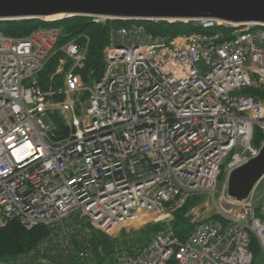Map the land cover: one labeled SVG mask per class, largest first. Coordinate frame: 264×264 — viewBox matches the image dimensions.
Returning <instances> with one entry per match:
<instances>
[{
	"label": "built area",
	"instance_id": "1",
	"mask_svg": "<svg viewBox=\"0 0 264 264\" xmlns=\"http://www.w3.org/2000/svg\"><path fill=\"white\" fill-rule=\"evenodd\" d=\"M139 20L109 29L101 75L88 82L87 39L57 44L58 27L0 32V227L48 230L0 264H55L74 238L113 236L148 216L164 222L142 247L92 264H253L252 237L264 256V200L254 207L255 186L242 200L226 194L229 174L264 143H251L254 127L264 134V23L196 18L183 21L196 30L169 38ZM56 53L54 84L42 88L37 75ZM198 193L214 215L179 239L168 222Z\"/></svg>",
	"mask_w": 264,
	"mask_h": 264
},
{
	"label": "trees",
	"instance_id": "2",
	"mask_svg": "<svg viewBox=\"0 0 264 264\" xmlns=\"http://www.w3.org/2000/svg\"><path fill=\"white\" fill-rule=\"evenodd\" d=\"M130 20L107 19L104 21L95 22L93 17L88 16H73L55 20H44L39 18L25 20H10L0 21V32L11 37H25L34 29L40 27H58L60 28V36L57 44H64L74 40L87 39V53L84 61V67L80 70L83 80L88 82L91 79H97L102 71V50L108 43L109 29L126 25ZM146 28L155 33L167 37H174L180 34H185L196 30L192 22L183 21H149L139 20ZM60 53H56L46 63L45 67L37 75V80L42 88H46L49 76L54 72L55 64ZM54 79L60 80L61 75H53ZM59 82V81H58ZM54 84V80H51ZM246 93L253 94V91L247 90ZM58 134L65 133L61 123L56 121ZM253 130L251 143L259 145L264 138L263 132L256 127ZM195 202L187 199L185 204L173 214L171 227L174 229L175 235L179 239H184L190 232L193 225L190 223L189 210ZM159 228V224L149 225L143 231V236L136 238L122 237L125 233H121L120 237L110 238L100 231L94 233L93 238L87 246H78L79 251L85 250L88 247L91 256L95 259L94 262H111L114 254L118 250H126L129 253H134L142 247L150 238L151 234ZM48 234V230L44 225H37L31 229H25L16 220L9 221L5 226L0 227V260H8L14 258L18 254L28 252L35 248ZM137 243L139 248L133 244ZM258 244L255 238L252 237L250 248L253 252V246ZM254 255V254H253ZM69 260V259H68ZM56 264H63V261H56ZM166 264H176L174 258H170ZM254 264V262H253Z\"/></svg>",
	"mask_w": 264,
	"mask_h": 264
},
{
	"label": "water",
	"instance_id": "3",
	"mask_svg": "<svg viewBox=\"0 0 264 264\" xmlns=\"http://www.w3.org/2000/svg\"><path fill=\"white\" fill-rule=\"evenodd\" d=\"M61 15L131 20L190 21L213 17L231 23H264V0H0V21L44 19ZM264 175V143L259 154L234 169L228 177L226 194L246 198ZM225 210L238 204L221 202Z\"/></svg>",
	"mask_w": 264,
	"mask_h": 264
},
{
	"label": "rangeland",
	"instance_id": "4",
	"mask_svg": "<svg viewBox=\"0 0 264 264\" xmlns=\"http://www.w3.org/2000/svg\"><path fill=\"white\" fill-rule=\"evenodd\" d=\"M48 19V18H47ZM260 29V28H256ZM262 102L264 104V97L262 98ZM43 121L45 124H50L51 122L54 123L55 121L53 119L48 118L45 116L43 118ZM257 128L255 127V130ZM254 147H258V145L252 143ZM233 152H241V148L238 146L234 148ZM230 155V154H229ZM229 158H225L223 160V165L221 167V173L219 174L217 178V182L215 185V191H214V197L218 198L219 195L222 192L225 180H226V163L228 162ZM193 202H195L189 210V219L190 223L194 225L195 222L205 220L207 218H210L214 215V210H213V202L211 198L203 193H198L190 197ZM253 199H254V207H257L261 204V202L264 200V175L262 178L257 182V184L254 187L253 191ZM154 216H148L146 217L142 223H138L135 225H126L125 227L119 228L113 236H108L110 238H115V237H120L119 235L121 233H125L124 235H121L122 237H129L131 239L136 238L138 236H143V231L149 227V225H154V224H159V227L163 224L164 220L161 222H154L153 221ZM173 219V217H172ZM171 219V220H172ZM169 224L171 223L168 222ZM97 231H94L92 233V236L88 240H80V239H73L68 246V251L63 253L62 257L56 258L57 255L60 253H57V255L53 256L51 259V262H56V261H63V264H92L95 259L91 256V253L89 252V248L86 247L85 250L79 251L77 247L80 246H87L90 243V240L93 238L94 233ZM155 232V231H154ZM153 232V233H154ZM152 233V234H153ZM104 234V233H103ZM151 234V236H152ZM150 236V237H151ZM135 243V242H134ZM134 246L139 248V245L137 243L133 244ZM121 250H118L115 252H119ZM26 253V252H25ZM253 254H254V263L255 264H264V256L262 253V250L258 244L253 246ZM69 259V260H68ZM55 260V261H54ZM56 264V263H55Z\"/></svg>",
	"mask_w": 264,
	"mask_h": 264
},
{
	"label": "bare ground",
	"instance_id": "5",
	"mask_svg": "<svg viewBox=\"0 0 264 264\" xmlns=\"http://www.w3.org/2000/svg\"><path fill=\"white\" fill-rule=\"evenodd\" d=\"M61 15H56V16H54V17H47L48 18V20L49 19H53V18H59Z\"/></svg>",
	"mask_w": 264,
	"mask_h": 264
}]
</instances>
